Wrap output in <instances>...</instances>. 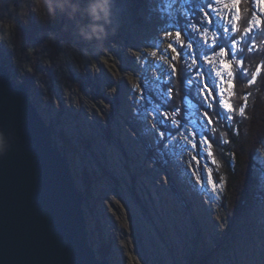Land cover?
Returning <instances> with one entry per match:
<instances>
[{"label":"rangeland","instance_id":"obj_1","mask_svg":"<svg viewBox=\"0 0 264 264\" xmlns=\"http://www.w3.org/2000/svg\"><path fill=\"white\" fill-rule=\"evenodd\" d=\"M191 1L85 0L80 11L70 0H0V51L9 54L5 64L14 79L29 80L34 103L49 123L55 122V136L65 131L73 137L76 150L68 157L79 188L85 187L80 180L85 169L93 174V200L84 204L90 242L97 250L103 239L111 242L110 264H192L191 254L205 252L212 253L209 264H264V149L257 156L262 166L255 169L254 198L229 228L220 199L225 184L216 176L213 155L207 157L211 149L205 148L204 158L199 145L193 149L183 138L189 131L205 136L203 110L188 100L190 123L179 128L157 115L165 112L164 86L172 76L166 54L175 55L168 53L165 32H173L172 38L181 33L185 47L175 63L193 73L200 91L202 85L216 94L224 90L221 98L214 94L215 102L235 95L216 75L219 58L212 55L225 49L232 63L226 47L234 41L230 25L237 29L238 0H221L211 24L200 10L199 21L182 32L177 13L189 19ZM202 1H210L207 11L213 0ZM62 4L75 18L74 41L58 42L56 51L38 47L36 54L35 48L20 45L18 58L14 43L23 38L16 25L56 19ZM256 7L255 27L264 17L259 0ZM204 29L209 37L215 34L214 44L203 38ZM103 30L109 37L98 38ZM239 44H231L235 53ZM210 57L216 65L206 63ZM230 77L224 73L223 81ZM165 126L175 134L164 133Z\"/></svg>","mask_w":264,"mask_h":264},{"label":"water","instance_id":"obj_2","mask_svg":"<svg viewBox=\"0 0 264 264\" xmlns=\"http://www.w3.org/2000/svg\"><path fill=\"white\" fill-rule=\"evenodd\" d=\"M84 204L52 124L0 62V264H110Z\"/></svg>","mask_w":264,"mask_h":264},{"label":"trees","instance_id":"obj_3","mask_svg":"<svg viewBox=\"0 0 264 264\" xmlns=\"http://www.w3.org/2000/svg\"><path fill=\"white\" fill-rule=\"evenodd\" d=\"M70 1L80 11L86 8L87 3H85V0ZM206 4H210V1L192 0L189 5L191 19H188L184 12L177 13L179 21L177 20L176 24L182 32L187 29L186 25L191 24L192 21H199L201 17L200 10L205 11L208 6ZM238 4L239 19L233 37L234 41L229 42L226 47L229 49V56L233 59L231 63L233 65V75L230 77V83L235 95L233 94L232 98L228 96V103L233 108V112L228 113L232 117L231 121L227 120V114L221 101L215 102V99L214 105H209V101L202 98L198 84L191 78L193 73L182 66L180 62L176 64L178 70L176 78L174 79L171 76L164 86V91L167 93L163 100L164 111L175 107L181 109L179 127L190 123L188 100L198 105L204 113L209 112L214 119L218 117V123L213 125L215 132H211L208 127L204 133L214 140L210 141L212 143L211 151L218 164V167L215 166L216 164L214 165L218 171L216 176L218 180H222L225 184L220 199L221 207L226 214V224L229 228L236 225L254 198L255 169L259 165L262 166L258 162L257 156L264 149V25L261 23L257 27L253 25L255 19L260 15L256 7V0H238ZM62 8L64 11L57 13L56 19H38L33 21L31 26L16 25L18 34L23 38L21 42L17 41L16 44L13 42L17 53L18 48L21 47L20 45L24 44L26 48H35L36 54L38 53V47L41 50L47 48L56 51L55 45L58 42H73L71 31L74 28L75 18L70 14V6L62 4ZM260 18L261 22L264 21V17ZM62 20H65L64 24H62ZM249 28H251V31H247ZM103 31L99 33L98 38L101 36H104V38L109 37ZM188 34L191 35L190 31H188ZM235 41L240 43L236 53L231 46ZM186 42H189V37ZM19 55L18 53V58H20ZM0 60L2 63H9V54L1 50ZM9 68L11 69L10 65ZM22 83L27 84L29 88L31 86L29 80L24 79ZM80 84L88 87L85 81L80 82ZM169 88H173L172 101L167 98ZM213 93L216 94L215 91ZM241 108L244 109L243 115L240 113ZM50 124L55 128L54 121ZM168 132L175 134L176 130L164 129V133ZM55 137L58 139L64 154L68 155L70 151L75 152L76 147L72 136H69L65 131H59ZM71 163L73 165L72 161ZM76 178L79 179L77 174ZM80 180L85 185L83 189L80 188L85 194V203L90 205L93 200V174L85 169L84 177ZM94 244L93 242L92 245ZM110 247L111 242L103 239L100 249L97 250L99 256L108 258ZM211 256V252H205L202 255L191 254L190 261L192 264H209Z\"/></svg>","mask_w":264,"mask_h":264},{"label":"snow or ice","instance_id":"obj_4","mask_svg":"<svg viewBox=\"0 0 264 264\" xmlns=\"http://www.w3.org/2000/svg\"><path fill=\"white\" fill-rule=\"evenodd\" d=\"M221 2V0H213V3L209 6V9L207 11L203 12V15L206 19V21L211 24V13L215 12L216 14H218V12L220 11L216 5L219 4ZM237 2V0H234V3ZM259 3L261 5H264V0H259ZM262 25H264V21L260 22ZM230 29L231 31H235V27L230 25ZM209 29H204L202 35L203 38L206 41H211L212 44L215 43V39L216 36L213 33L211 37L208 36L209 33ZM247 31H251V28H249ZM175 33V37H173V32H165L163 34L164 38H169L170 43L168 45V53H175V55H167L166 57L167 59L170 61V63H168V67H170L171 72H172V76L175 79L177 74H178V70L176 68V61L178 58H181V49H183L185 47V44L183 42V40H181V33L180 32H174ZM177 49H179V51H177ZM156 52H153V57L156 56ZM162 57H164L165 55H161ZM212 56H216L219 58L218 61V67L216 70V75L220 78L221 83H227L228 87H232V84L230 82H225L223 81V75L224 73H227L228 76H232L233 72V65L231 63H229V61L226 59L227 57V51L225 49H220L218 52L214 53ZM211 56V57H212ZM207 58L206 59V63L211 64V65H216L217 64V60H214L212 58ZM193 64L196 63L195 60L192 61ZM200 69L197 68V73L199 75ZM172 92H173V88H169L168 89V99L169 101H172ZM141 96H143V92L140 93ZM218 95L219 97H223L224 96V90H221L218 88ZM201 96L205 101H208L210 99L214 100V93L213 90L207 86V85H202L201 86ZM221 101V100H220ZM223 104V109L225 110L226 114H227V120L231 121L232 117L230 115H228V113H232L233 112V108L231 106V104L228 103L227 100H223L221 101ZM244 109L241 108L240 109V113L241 115H243ZM139 114V113H137ZM157 115H159L162 119H166L171 121L172 124L176 125L177 128H179V125L181 123V109L179 107H175L174 109L171 110H167L165 112L162 113H158ZM204 118H205V122L208 125V127L211 129V132H215V128L213 127L214 124L218 123V117H214L209 113V112H205L203 113ZM179 117V118H178ZM184 139L187 140L188 144L193 148L196 149L197 145H199L200 148L203 149L204 152V158H205V148L211 149L212 147V143L210 141H214L212 139L211 136L205 135L203 138L198 137L195 133L189 131L188 134L184 135L183 137ZM213 153L211 151L207 152V157H212ZM193 159L195 160L196 157H193ZM212 163H215V161H212ZM203 175V173H202Z\"/></svg>","mask_w":264,"mask_h":264}]
</instances>
